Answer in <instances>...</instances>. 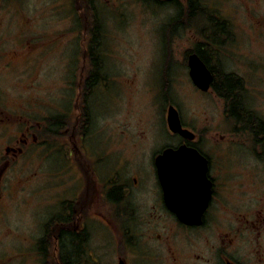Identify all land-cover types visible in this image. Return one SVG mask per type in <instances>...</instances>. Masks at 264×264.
Here are the masks:
<instances>
[{
    "label": "rangeland",
    "instance_id": "obj_1",
    "mask_svg": "<svg viewBox=\"0 0 264 264\" xmlns=\"http://www.w3.org/2000/svg\"><path fill=\"white\" fill-rule=\"evenodd\" d=\"M197 2L202 10L194 6L192 23L186 26L183 13L180 17L178 13L188 0H95L102 68L96 83L86 90L92 10L83 7L85 0H0V94L6 103L15 97L26 114L37 110L36 118L46 116L52 121L34 158L27 161L32 175L21 176L20 201L9 205L0 219V263L62 264L57 254L64 223L53 218L64 211L66 149L61 129L69 107L64 93L75 96L81 74L91 147L107 153L108 136L110 148L116 137L115 146L127 140L134 146L128 151L155 152L172 141L163 124L168 103L177 106L183 121L192 123L195 115L203 118L207 105L220 102L212 93L196 91L184 58L186 50L201 40V32L213 24L209 13L227 18L225 7L231 4L236 18L230 16L229 37L212 42L209 62L217 74L226 70L244 79L250 105L264 104V64L253 63L247 55L258 48L243 46L235 32L246 27L253 38V18L260 15L264 20V1ZM6 61L10 64L4 66ZM69 177L74 180V175ZM90 223L95 232L91 230L87 244L109 264L108 249L115 242L112 231L97 221H90L89 229ZM140 226L146 227L147 221L140 220ZM42 237L44 244L39 243ZM78 254L86 261L83 264L94 263L95 254L89 250Z\"/></svg>",
    "mask_w": 264,
    "mask_h": 264
},
{
    "label": "flooded vegetation",
    "instance_id": "obj_2",
    "mask_svg": "<svg viewBox=\"0 0 264 264\" xmlns=\"http://www.w3.org/2000/svg\"><path fill=\"white\" fill-rule=\"evenodd\" d=\"M225 9L227 18L215 15L218 22L212 20L213 24L207 27L212 42L229 37L230 21L235 15L231 14V4ZM253 22L256 23L251 28L253 38L246 27L235 32L243 46L253 44L258 48L257 52L246 53L250 61L264 64V20L258 15ZM198 44L191 51L197 52ZM202 53L206 60L198 55L209 67L212 82L207 90L193 85L197 92L212 93L220 102L207 105L202 110L203 118L195 115L192 123L183 121L177 106L168 103L167 106L173 104L177 108L181 126L193 136L171 131L165 120V132L172 141L150 154L128 151L134 146L127 140H120L115 146L116 137L110 148L108 136L107 153L95 150L85 131L88 118L81 89L83 74L77 79L75 96L64 93V99L69 96L61 129L66 149L64 211L53 219H60L64 231L76 235L79 246L76 254L83 256L88 250L95 254L93 264H106V260L87 244L91 230L95 232L91 223L89 229L90 221L112 231L107 229L115 239L114 246L108 249L109 264H264V104L247 102L248 90L240 75L232 91L226 84L225 93L219 94L214 88L216 76L233 72L221 70L217 74V68L209 62V51ZM9 64L6 61L3 65ZM1 97L0 94V219H3L6 208L20 201L21 176L32 175L27 161L34 158L36 146L42 145L52 121L46 116L36 118L37 110L26 114L27 109L15 97L9 103ZM143 138L141 133L142 141ZM182 144L195 148L204 157L205 170L198 194L176 192L175 202L182 207L176 211L166 203L155 157L166 146ZM111 153L113 157L109 159L107 155ZM140 220L147 221V226L141 227ZM73 258L64 260V264L86 262L79 254Z\"/></svg>",
    "mask_w": 264,
    "mask_h": 264
},
{
    "label": "water",
    "instance_id": "obj_3",
    "mask_svg": "<svg viewBox=\"0 0 264 264\" xmlns=\"http://www.w3.org/2000/svg\"><path fill=\"white\" fill-rule=\"evenodd\" d=\"M186 64L192 83L201 90H207L213 76L204 60L197 52L191 51L187 53ZM165 117L167 127L171 131L178 132L185 137L193 136L190 130L181 126L178 110L173 104L167 106ZM155 166L166 203L172 210L178 211L182 208L178 206L174 198L178 190L195 195L202 190L201 181L204 177L205 160L195 148L184 144L177 147L166 146L156 155ZM206 193H208L207 190ZM181 220L189 221L188 219Z\"/></svg>",
    "mask_w": 264,
    "mask_h": 264
},
{
    "label": "trees",
    "instance_id": "obj_4",
    "mask_svg": "<svg viewBox=\"0 0 264 264\" xmlns=\"http://www.w3.org/2000/svg\"><path fill=\"white\" fill-rule=\"evenodd\" d=\"M95 0H85V4L83 5L84 8L89 9L91 8L92 10V16H91V20L88 26L89 29V33H90V37L88 39L87 42V47H86V55L89 57V62H90V68L88 70L87 73V81H86V90H88L91 86H93L96 81H97V77L99 76V71H101L102 68V63H101V58H102V53L100 52V46H101V40L99 39V36L101 35L100 31V21L98 19V15L96 12V7L94 4ZM171 2H176V0H169ZM197 2V0L194 2V0H188V4L185 6V9H179V13H178V17H180V15L183 13V17L186 20V22L184 23L186 26H188L189 24L192 23V21H190V18L192 16V9L195 6L196 10H202V7L199 8V4H197V6L195 5ZM198 3V2H197ZM176 5V4H175ZM215 13L216 12H212L209 13V19H211V21H215L214 23L218 22V19H216L215 17ZM213 23V22H212ZM208 34L210 35V31H207V28L201 32V40L199 41L198 45V50H196L199 55L204 58V55L202 52H206V51H212V44H211V37L208 36ZM213 34H215V28H213ZM215 38H217V36H215ZM191 49H187L185 54L187 56V53L190 52ZM186 56L184 58V61L186 60ZM206 60V59H205ZM101 74V72H100ZM234 73H225L224 75H217L214 81V88L215 90L219 93L222 94L225 90H227L226 88L229 87V92L232 91L231 89L233 87H235V82H239L240 81V77L237 75H233ZM218 77V78H217ZM235 81V82H234ZM228 87H226L227 85ZM225 93V92H224ZM58 222L60 219H56ZM64 233V234H63ZM62 234L59 236V240H60V245H61V249L59 246V250H58V254L57 257L58 259L62 262V264H64V260L67 259H74V255H76V253L78 252L77 248L78 243H76V235L71 233V232H66L64 231ZM45 242V238H39V243L40 244H44ZM75 260V259H74ZM73 260V261H74Z\"/></svg>",
    "mask_w": 264,
    "mask_h": 264
}]
</instances>
